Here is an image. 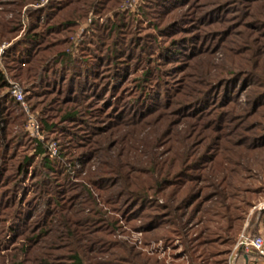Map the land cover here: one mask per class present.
I'll use <instances>...</instances> for the list:
<instances>
[{
  "label": "rangeland",
  "instance_id": "374dc122",
  "mask_svg": "<svg viewBox=\"0 0 264 264\" xmlns=\"http://www.w3.org/2000/svg\"><path fill=\"white\" fill-rule=\"evenodd\" d=\"M27 1L0 0L6 21L20 9L0 43L8 83L0 91V264H191L169 234L164 201L116 196L108 205L91 183L119 190L98 171L120 165L109 155L117 149L143 177L185 145L171 168L182 170L178 189L201 176L197 157L264 143V0H77L75 23L55 31L44 15L66 0ZM41 55L48 62L37 76L14 78ZM253 180L264 193V178ZM154 224L159 231L143 232ZM41 239L53 248L31 249ZM212 256L202 263L222 259Z\"/></svg>",
  "mask_w": 264,
  "mask_h": 264
},
{
  "label": "trees",
  "instance_id": "16d2710c",
  "mask_svg": "<svg viewBox=\"0 0 264 264\" xmlns=\"http://www.w3.org/2000/svg\"><path fill=\"white\" fill-rule=\"evenodd\" d=\"M39 2L40 0H29L24 4V7L31 4L39 5ZM76 2L77 0H66L64 3L66 6L65 9H61V7L57 5L56 9L54 8L55 10L52 8L49 11H54V13H51L49 16L44 15L48 23L50 22L47 29L55 31L61 28V25H73L75 19L78 17L74 12L79 10L78 7H76ZM16 7L22 8V6ZM17 10L18 12L11 11L14 17L10 21L4 19V15L7 11H2L0 13V43L5 40L8 41L12 32H15V29L10 26L14 25L17 20L16 17L19 15L20 9ZM35 39L36 35H33L30 41L33 40L32 42H34ZM7 57L9 58L8 55ZM4 58H6V56H4ZM27 59L28 57L19 59V62H25ZM47 62L48 60L42 55L34 61L32 58H29L23 64L24 66H30V68L26 67L25 69L21 67L23 69L20 68V72H18L14 78L27 84L32 76H37L42 71L44 63ZM6 88H8V83L4 77V73L0 71V91ZM67 118L71 119L73 116L69 115ZM53 127L54 126L51 124L47 125L44 123V128L48 132H50ZM239 146L240 145L235 146L234 148H238ZM263 148L264 143L261 144V142L257 141V144L247 148L246 151H244L245 149H237L238 151L230 157L222 155L221 153L217 154L215 157H211L209 154L199 156L194 159L195 163L192 166L197 169L196 160L200 163V168H202L201 176L188 177V179L184 180L185 183L182 187L178 189L175 188V181L177 180L176 178L180 175L182 176L183 173L182 170L177 172L171 171V168L173 167L174 161L182 157L184 153L189 152L185 145L181 150H178L179 153H172L170 159L165 162L158 173H152L150 175L144 174L143 177L140 171L129 172L123 166L125 164L121 160L123 155H120L119 149H117L109 155L118 160L120 165L110 169V171L104 168H100L98 171L100 174L104 175L111 174V176L117 180L114 186L118 187L119 190L100 187V185L93 180L91 184L95 186L97 191L104 192V194L107 195V197L104 199L102 198V200L108 205L111 204L110 200L116 196L135 199L136 203L140 202V206H144L147 202L152 203L153 200L164 201V205H167L166 210L171 212L169 216H172L171 226L173 228L170 233L168 231L166 233L176 235V237L182 241L185 254H187L190 263L195 264L197 260L199 264L200 262L205 263L206 260L212 256L210 249H221V251H218L211 259H214L215 256H219L222 259L216 261V263L227 264L228 256L236 244L239 235L243 232L246 221L247 227L244 233H247L249 229L260 222L264 224V211H253L252 214H249L252 208L263 199L261 197H264L261 188L254 189L251 186L252 182H254L253 179L258 180L259 178H264ZM130 151L131 149H125L124 152L128 154ZM106 160L108 159L106 158ZM203 163H205V165H203ZM256 173H258L257 176L254 175ZM95 176L96 177L91 178H98V174ZM118 182L120 185H117ZM197 182L205 187H198V185H196ZM205 190H210V192L202 195ZM98 196L101 198V195ZM116 203L118 204V202ZM112 204H115V201L114 203L112 202ZM58 210L61 212L60 215L66 213L65 211H61V205H58ZM57 218L59 219V217ZM105 221H107V219L103 220V222ZM193 221H196V224L200 227L199 230L189 234L185 229L187 224H192ZM153 226H156V224ZM65 228L68 229L67 223L65 224ZM142 230L145 234H148L150 232L159 231L160 229H158L157 226L152 228L144 226ZM54 242L53 239H48L46 242L45 239H41L32 246L31 249H47L49 246L52 249ZM70 242L75 245L74 240L70 239ZM250 256L253 262L261 260L255 253L250 254ZM142 260L141 262L140 259L138 264H161L156 260L151 262L149 258H143ZM75 261L80 264V260L77 257ZM128 264L132 263L128 262Z\"/></svg>",
  "mask_w": 264,
  "mask_h": 264
},
{
  "label": "built area",
  "instance_id": "2783aa9c",
  "mask_svg": "<svg viewBox=\"0 0 264 264\" xmlns=\"http://www.w3.org/2000/svg\"><path fill=\"white\" fill-rule=\"evenodd\" d=\"M12 96L18 102L23 101V94L19 90L14 89L12 91ZM253 211H264V199L252 208V212ZM253 253L257 254L261 260L257 262L251 261L250 264H264V235H250L242 232L229 255L228 263L235 264V258L240 255L249 257V255Z\"/></svg>",
  "mask_w": 264,
  "mask_h": 264
},
{
  "label": "crops",
  "instance_id": "0c3cea01",
  "mask_svg": "<svg viewBox=\"0 0 264 264\" xmlns=\"http://www.w3.org/2000/svg\"><path fill=\"white\" fill-rule=\"evenodd\" d=\"M252 214V212L250 213ZM247 227V221L244 225V229H243V232L245 231ZM247 234H252V235H258V234H261V235H264V224H262V222H260L259 224H257L256 226L252 227L251 229H249V231L247 232ZM252 258L251 256L249 255L246 256V255H240L239 257L235 258V264H250Z\"/></svg>",
  "mask_w": 264,
  "mask_h": 264
}]
</instances>
